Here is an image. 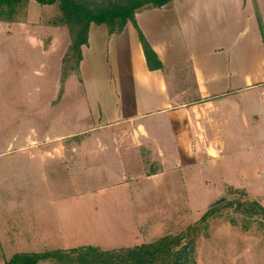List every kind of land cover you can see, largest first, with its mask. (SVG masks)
<instances>
[{
	"label": "crops",
	"instance_id": "obj_1",
	"mask_svg": "<svg viewBox=\"0 0 264 264\" xmlns=\"http://www.w3.org/2000/svg\"><path fill=\"white\" fill-rule=\"evenodd\" d=\"M135 20L137 28L129 22L120 34L92 24L80 77L70 75L66 92L49 104L54 114L43 123L48 140L35 141V119L28 114L25 137L17 135L21 139L0 153L1 178L11 180L0 196V244L33 246L30 251L52 242L129 246L135 240L117 238L131 224L121 226L117 212H145L151 202L159 207L173 196L168 189L175 181L167 179L177 174L186 184L197 179L187 176L196 169L230 157L214 135L221 117H236L252 129L253 139L263 137L264 146V0H174L138 10ZM138 30L161 70L149 69ZM101 70L107 82L92 93L95 114L68 120L63 107L69 80L77 77L86 95ZM85 132L92 135L76 139ZM104 181L106 187L97 186ZM226 189L251 194L244 187ZM83 219L92 239H82Z\"/></svg>",
	"mask_w": 264,
	"mask_h": 264
},
{
	"label": "rangeland",
	"instance_id": "obj_2",
	"mask_svg": "<svg viewBox=\"0 0 264 264\" xmlns=\"http://www.w3.org/2000/svg\"><path fill=\"white\" fill-rule=\"evenodd\" d=\"M104 2L105 0H88L82 5L95 11L106 6ZM9 12L11 10L2 13L3 19H14L13 24H0V153H5L14 138L19 140L25 137L30 129V125H26L28 114H33L35 119V141L48 140L43 133V123L54 114L50 111L49 104L58 102V95L62 90L66 92L64 75L75 69L77 60L74 52L67 54V51L73 36L74 39L76 36L81 38L83 26L78 25L75 19L65 20L59 4L49 7L33 1L16 13L8 15ZM60 21L64 22L61 31L55 29L57 26H50L51 23ZM65 55L67 59H64ZM101 72L95 84L91 85L93 89L88 90L86 95L79 91L80 82L77 77L73 76L69 80L68 104L63 107L68 120L71 115L84 118L87 111L95 114L97 102L92 93H98L107 82L105 70ZM73 74L78 77L81 75H78V71L70 73ZM230 119L229 122L227 117H221L220 132L214 134L219 137L220 145L225 146L221 151L230 157L206 163L201 172L196 169L191 175H187L190 179V176H197V179L188 181L189 185L183 184L177 174L174 175L175 180L167 179L171 184L175 181L168 189L173 196L164 197L159 207L151 202V208H147L145 212L125 213V209L116 213V219L121 226L127 222L132 227L131 229L129 225V231L120 228L123 235L117 239L135 240L134 244L119 246L118 249L135 248L173 236L182 237L186 242L194 240L195 264H264V213L251 206L257 203L264 210L263 137L253 139L252 129L246 124L240 126L236 117ZM70 124L71 121L68 122V128L74 129ZM90 135L92 132H85L77 135L76 139H85ZM1 177L0 175V196H3L9 191L7 186L11 187V180H5L4 174ZM107 184L104 181L97 186L106 187ZM225 184L247 188L251 194L242 190L224 191ZM82 189L86 193V183ZM162 196L164 194L160 197ZM223 199L224 201L213 207ZM122 201L132 203L126 197ZM158 201L160 203L161 200ZM206 204L208 205L205 206ZM153 205L157 211L152 209ZM86 213L88 212L83 211L82 215ZM83 223L82 239H92V232L86 229L88 221L83 219ZM113 238L116 237H111ZM82 246H92L102 251L117 248L115 245H104L102 248L96 245ZM32 247L25 248L21 245L13 248L8 244H0V264H8L11 256L20 250L23 254H43L49 251L72 250L81 245H60L52 242L46 249L37 246L35 251H30ZM39 264L58 263L48 260Z\"/></svg>",
	"mask_w": 264,
	"mask_h": 264
},
{
	"label": "trees",
	"instance_id": "obj_3",
	"mask_svg": "<svg viewBox=\"0 0 264 264\" xmlns=\"http://www.w3.org/2000/svg\"><path fill=\"white\" fill-rule=\"evenodd\" d=\"M31 1L49 6L59 4L65 20L75 19L78 25H83L80 26L81 38L76 36L74 39L73 36L72 44L67 51V54L70 51L74 52L77 60L75 69L64 75L66 81L70 73L79 70L83 59L82 48L88 44L92 24L105 25L110 34H120L129 22L137 28L135 16L138 10L147 6L162 8L174 0H105L106 6L95 11L82 5L84 1L87 2L88 0H0V22L13 23L14 19H3L2 13L9 10L11 12L8 15L12 12L16 13ZM63 24L62 21L60 23L53 22V25L57 27L64 26ZM138 31L149 69L161 70L162 64L156 53L147 43L140 30ZM65 57L66 55L64 59H67ZM62 95L63 90L59 93V98ZM251 206L264 213L262 207L257 203H253ZM195 248L194 240L186 242L182 237L166 236L151 244L111 251H102L92 246H81L72 250L49 251L43 254H17L12 257L8 264H39L48 260H54L58 264H195L193 260Z\"/></svg>",
	"mask_w": 264,
	"mask_h": 264
},
{
	"label": "water",
	"instance_id": "obj_4",
	"mask_svg": "<svg viewBox=\"0 0 264 264\" xmlns=\"http://www.w3.org/2000/svg\"><path fill=\"white\" fill-rule=\"evenodd\" d=\"M222 201H224V199L221 200V201L216 202V203L213 205V207L216 206V205H218V204H220V202H222Z\"/></svg>",
	"mask_w": 264,
	"mask_h": 264
}]
</instances>
